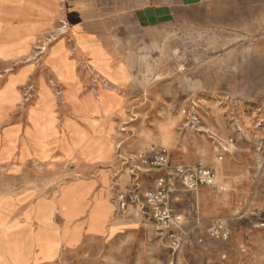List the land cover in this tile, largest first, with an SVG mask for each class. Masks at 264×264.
<instances>
[{"label":"rangeland","instance_id":"1","mask_svg":"<svg viewBox=\"0 0 264 264\" xmlns=\"http://www.w3.org/2000/svg\"><path fill=\"white\" fill-rule=\"evenodd\" d=\"M50 30L46 44L44 40L34 50V63L41 57L43 62L58 39L57 31ZM167 33V28L139 32L147 51L145 85L125 104L121 118L110 122L113 158L118 160L124 147L134 160L161 151L171 162L188 157L181 166L202 163L215 172L214 184L204 187L210 199L199 203L200 190L189 192L177 183L175 190L180 186L184 192L171 193L166 208L180 216L182 224L170 238L144 204L158 173L135 170L136 161H130L131 166L116 168V183L109 187V225L100 234H84L73 247L60 248L56 237L45 231L58 225L60 192L74 184L83 186L108 167H88L77 156L65 159L50 151L45 160L19 171L0 166V222H8L0 231V261L6 255L11 264H26L39 244L43 258L54 260L30 264H264V86L240 87L238 92L226 85L201 86L200 72L190 70L189 60L169 55ZM151 39L156 41L152 45ZM49 88L54 95L61 92L50 81ZM35 91L34 85L27 91L32 99ZM30 119L43 151L39 118ZM83 190L80 199L86 195ZM219 222L225 237L213 236Z\"/></svg>","mask_w":264,"mask_h":264},{"label":"crops","instance_id":"2","mask_svg":"<svg viewBox=\"0 0 264 264\" xmlns=\"http://www.w3.org/2000/svg\"><path fill=\"white\" fill-rule=\"evenodd\" d=\"M160 28H167L169 55L189 60L201 86L226 85L235 92L264 86V0H0V166L19 171L51 151L84 159L88 167H108L83 186L60 192L58 225L45 228L60 248L79 244L84 234H100L110 223L106 198L116 168L135 161L125 147L113 158L110 122L121 118L125 104L145 85L147 51L139 32ZM50 29L58 39L44 61L34 63V50L46 44ZM33 85L34 99L27 92ZM35 116L43 151L33 135ZM188 161L180 156L170 165ZM204 187L198 189L199 203L209 198ZM81 189L87 199H80ZM7 224L2 219L0 231ZM38 245L26 264L54 260L44 259ZM4 259L0 264H11Z\"/></svg>","mask_w":264,"mask_h":264},{"label":"built area","instance_id":"3","mask_svg":"<svg viewBox=\"0 0 264 264\" xmlns=\"http://www.w3.org/2000/svg\"><path fill=\"white\" fill-rule=\"evenodd\" d=\"M221 160V157L219 158ZM135 170L142 168L153 170L158 173L155 179V187L146 193L144 204L150 208L152 218L164 229L167 230L168 236L174 238L173 231L180 228L182 224L181 217L173 215L166 208L167 201L171 193L175 191V185L180 183L184 189L189 192L197 191L200 187L211 186L215 182V172L210 168L198 163L193 167L171 166L165 151L159 154L147 157L142 154L136 157ZM141 171V170H140ZM121 208H124V198H119ZM224 225L217 223V229L213 233L216 237H225ZM176 246L180 240H174Z\"/></svg>","mask_w":264,"mask_h":264}]
</instances>
